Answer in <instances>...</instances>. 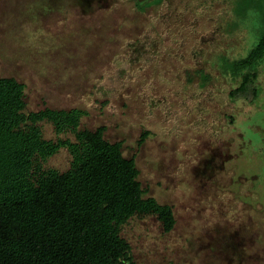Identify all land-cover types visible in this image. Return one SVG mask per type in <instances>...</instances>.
Here are the masks:
<instances>
[{
    "label": "rangeland",
    "instance_id": "rangeland-1",
    "mask_svg": "<svg viewBox=\"0 0 264 264\" xmlns=\"http://www.w3.org/2000/svg\"><path fill=\"white\" fill-rule=\"evenodd\" d=\"M244 1L0 0V75L27 108L87 110L81 127L120 141L172 205L170 232L151 215L122 226L135 264H264V61L255 80L219 65L264 27ZM70 160L60 148L42 165Z\"/></svg>",
    "mask_w": 264,
    "mask_h": 264
},
{
    "label": "trees",
    "instance_id": "trees-1",
    "mask_svg": "<svg viewBox=\"0 0 264 264\" xmlns=\"http://www.w3.org/2000/svg\"><path fill=\"white\" fill-rule=\"evenodd\" d=\"M244 2L264 25V0ZM249 44L244 56H220L225 75L257 77L264 27ZM196 72L200 84L210 82L209 74ZM87 114L81 107L30 110L24 84L0 75V264H135L124 224L151 215L163 232L175 227L172 205L142 187L135 158L123 154L121 142L106 139L102 126L81 127ZM43 122L56 138L43 136ZM60 148L71 157L68 168L44 167Z\"/></svg>",
    "mask_w": 264,
    "mask_h": 264
}]
</instances>
